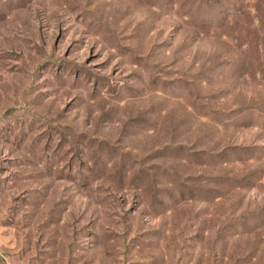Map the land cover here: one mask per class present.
<instances>
[{
    "label": "rangeland",
    "instance_id": "obj_1",
    "mask_svg": "<svg viewBox=\"0 0 264 264\" xmlns=\"http://www.w3.org/2000/svg\"><path fill=\"white\" fill-rule=\"evenodd\" d=\"M0 264H264V0H0Z\"/></svg>",
    "mask_w": 264,
    "mask_h": 264
}]
</instances>
